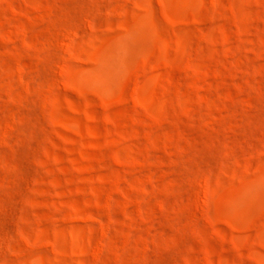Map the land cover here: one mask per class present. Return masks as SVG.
Instances as JSON below:
<instances>
[{
    "label": "rangeland",
    "instance_id": "1",
    "mask_svg": "<svg viewBox=\"0 0 264 264\" xmlns=\"http://www.w3.org/2000/svg\"><path fill=\"white\" fill-rule=\"evenodd\" d=\"M0 264H264V0H0Z\"/></svg>",
    "mask_w": 264,
    "mask_h": 264
}]
</instances>
